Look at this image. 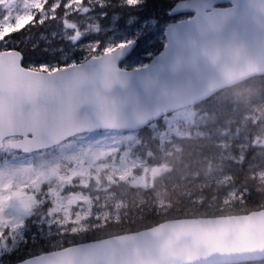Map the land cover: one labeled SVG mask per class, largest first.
Returning <instances> with one entry per match:
<instances>
[{
	"label": "water",
	"instance_id": "obj_1",
	"mask_svg": "<svg viewBox=\"0 0 264 264\" xmlns=\"http://www.w3.org/2000/svg\"><path fill=\"white\" fill-rule=\"evenodd\" d=\"M167 15L187 17L164 27V45L144 66H120L136 47L133 40L115 62L114 53L108 51L80 61L68 72L31 74L36 82L31 96L19 104L7 98L0 101V149L6 139L9 149L30 154L80 134L136 132L225 88L264 75V0H177ZM23 260L25 264L264 261V209L168 220Z\"/></svg>",
	"mask_w": 264,
	"mask_h": 264
},
{
	"label": "trees",
	"instance_id": "obj_2",
	"mask_svg": "<svg viewBox=\"0 0 264 264\" xmlns=\"http://www.w3.org/2000/svg\"><path fill=\"white\" fill-rule=\"evenodd\" d=\"M176 1L141 0L129 8L123 0H106L104 19L108 23L109 17L116 15L122 22L129 16L137 15L143 20H164L167 17L166 10ZM92 11L99 13L95 9ZM44 31L47 34L49 30ZM141 37L140 33L136 38L138 45L127 59L135 56L136 59L149 61L161 50L164 43L162 40L152 45L155 49L147 50L139 46ZM44 48L43 41L34 51L29 46L28 62L30 59L50 61L52 58L45 54ZM97 54L89 52L87 58ZM263 104L264 75H261L225 88L196 105L176 111L192 109L198 124L207 135L205 137L169 135L168 140H161L160 135L165 131L162 118L135 132L137 141L132 148L133 154L142 160L146 158L147 164L165 166L166 169L149 186H129L124 182L114 185L111 191L123 201L116 219H103L90 214L82 221L46 223L45 219L54 205L53 192L58 188L56 176L65 163L60 159L58 163L61 167L55 177L41 181L36 186L34 205L24 217L22 226L16 232L7 228L3 230L0 247H4L6 241L8 247L19 246L15 263L36 254L139 231L168 220L241 215L264 209V144L260 143L264 141L260 130V126H264ZM246 114H250L249 118L240 126V117ZM222 132L244 136L245 142L239 150L231 144L234 150L230 157L222 159L215 166L227 177L226 181L220 184L205 183L204 170L208 166V158L219 149L212 138ZM40 152L43 151L33 154ZM8 153L19 155L9 149L0 152V160ZM230 192L232 196H229ZM0 255L3 253L0 252Z\"/></svg>",
	"mask_w": 264,
	"mask_h": 264
},
{
	"label": "rangeland",
	"instance_id": "obj_3",
	"mask_svg": "<svg viewBox=\"0 0 264 264\" xmlns=\"http://www.w3.org/2000/svg\"><path fill=\"white\" fill-rule=\"evenodd\" d=\"M91 15L98 31L85 35L99 39L102 45L115 44L119 47L121 41L136 40L141 33L139 46L147 50L155 49L152 45L158 41L164 42L163 31L168 23L187 17L167 15L164 20L161 18L143 20L137 15H132L120 22L114 15L109 17L106 23L104 16L100 17L99 13L92 11ZM108 51L104 47L97 55ZM81 56H84V53H81ZM77 59L82 61L79 57ZM147 62L133 56L120 65L129 69L141 67ZM29 63L39 65L53 63V60L46 62L30 59ZM261 109L264 112V104ZM249 115L240 117V126L248 120ZM162 122L165 131L160 135L161 140H168L169 135L207 136L198 124L192 109L167 115L162 118ZM260 130L262 138L263 125L260 126ZM235 134L222 132L212 138V142L218 145L219 149L208 158V166L204 170L205 183L220 184L226 181L227 177L215 166L222 159L230 157L234 150L232 145L238 150L242 148L245 137L234 136ZM235 140L238 142L235 143ZM9 141V139L4 141L0 152L9 150ZM136 141L133 132L103 131L77 135L52 148L54 151L48 149L36 154L19 155L8 153L0 160V236L6 228L16 232L18 227L22 226L24 217L34 205L33 195L36 186L41 181L55 177L61 167L58 163L60 159L65 163L56 176L58 188L53 192L54 205L45 219L46 223L82 221L90 214L103 219H116L123 207V201L111 191L112 187L118 182L136 187L149 186L166 169L165 166L147 164L146 158L142 160L133 154L132 148ZM260 143L264 144V141ZM153 167H156V170L151 174ZM229 196H232L231 192ZM251 264H264V261Z\"/></svg>",
	"mask_w": 264,
	"mask_h": 264
},
{
	"label": "snow or ice",
	"instance_id": "obj_4",
	"mask_svg": "<svg viewBox=\"0 0 264 264\" xmlns=\"http://www.w3.org/2000/svg\"><path fill=\"white\" fill-rule=\"evenodd\" d=\"M106 0H0V101L8 99L19 104L31 96L36 82L31 74H56L76 68L88 53L101 52L106 47L114 53L113 62L131 41L102 45L99 39L85 35L98 31L92 10L103 17ZM129 8L141 0H123ZM48 29L47 34L45 31ZM44 42V52L53 63L35 65L28 62V49L35 50ZM84 46V47H82ZM84 53V56H81ZM63 58V59H61ZM82 66V65H81ZM12 251H9V249ZM19 246L0 247V264H14ZM20 264H25L20 259Z\"/></svg>",
	"mask_w": 264,
	"mask_h": 264
}]
</instances>
